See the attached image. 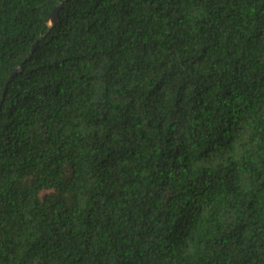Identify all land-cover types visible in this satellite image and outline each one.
<instances>
[{"label": "trees", "instance_id": "16d2710c", "mask_svg": "<svg viewBox=\"0 0 264 264\" xmlns=\"http://www.w3.org/2000/svg\"><path fill=\"white\" fill-rule=\"evenodd\" d=\"M0 110V264H264V0H0Z\"/></svg>", "mask_w": 264, "mask_h": 264}, {"label": "water", "instance_id": "95a60500", "mask_svg": "<svg viewBox=\"0 0 264 264\" xmlns=\"http://www.w3.org/2000/svg\"><path fill=\"white\" fill-rule=\"evenodd\" d=\"M59 9H60V6H58L57 8H55V10L53 11V13L51 14L50 18H49V24H50V29L48 31L51 32L52 28L56 25L57 23V20H58V17H59ZM35 51V46L33 47V49L31 50L30 54H29V58L32 57L33 53ZM20 68H16L15 71L12 73L9 81L11 80V78L17 73L19 72ZM7 88V86H6ZM1 111V110H0Z\"/></svg>", "mask_w": 264, "mask_h": 264}]
</instances>
